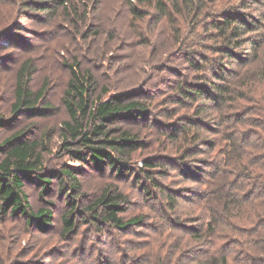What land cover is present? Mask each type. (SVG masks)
<instances>
[{
	"label": "rangeland",
	"instance_id": "obj_1",
	"mask_svg": "<svg viewBox=\"0 0 264 264\" xmlns=\"http://www.w3.org/2000/svg\"><path fill=\"white\" fill-rule=\"evenodd\" d=\"M25 1L0 0V115L11 116L15 72L25 59L32 67V91L44 86L38 107L42 103L50 110L33 117L19 112L10 126L0 128V144L23 131L28 141L41 140L46 170H82L77 191L68 179L63 178L62 191L57 179L51 180L44 198L53 204L47 232L0 213V262L198 264L216 253L226 256V264H264V235L250 234L263 219V197L252 195L264 189L241 185L248 168L258 176L263 171L264 136L257 138L255 124L264 119L245 99L227 101L217 111L220 100L213 91L222 84L236 92L239 76L264 60V0H177L173 8L162 0V16L155 0H72L67 6H74L77 16L64 15L61 7L35 12ZM232 7L257 22L250 32L261 43L256 53L246 44L223 55L224 42L213 23ZM70 65L91 76L93 98L134 92L133 99L146 108L142 117L109 126L130 132L141 144L121 158L126 165L121 172L107 167L98 172L67 157L61 123L68 117L61 98ZM197 87L204 91L201 98L189 95ZM184 125H190L185 135ZM230 134L237 145L227 143ZM230 185L238 186L244 200L228 207ZM38 190L23 187L33 211L46 207ZM104 190L121 198L117 204L123 211L117 216L123 222L140 217L139 222L119 229L104 220L103 207L90 213L87 206ZM72 205L75 228L61 237V216Z\"/></svg>",
	"mask_w": 264,
	"mask_h": 264
},
{
	"label": "trees",
	"instance_id": "obj_2",
	"mask_svg": "<svg viewBox=\"0 0 264 264\" xmlns=\"http://www.w3.org/2000/svg\"><path fill=\"white\" fill-rule=\"evenodd\" d=\"M142 1L149 2L150 0ZM170 1L171 7H176L177 0ZM161 2L162 0H155L158 13L162 16L166 15V10ZM72 3V0H29L24 2L25 8L32 9L35 12L54 13L61 7L64 15L68 16V14L73 12L77 16L74 6L73 9H69ZM67 4H70V7ZM247 5H250V3L247 2L246 5L242 6V9H246ZM131 12L133 16H140V13L133 8H131ZM221 15V21L213 24L215 29H217L215 33L224 42L220 46L224 50L223 55L229 56V53H231L228 51L229 47L238 49L246 44L252 46L253 53H256L261 43L250 38V32L257 27V22L254 18L249 17L244 11L236 7L225 10ZM74 66H69L70 75L61 98L68 117L67 120L61 123L62 136L64 138L63 146H65L64 150L67 152V157L71 161L90 166L98 172H101L105 167L121 172L126 167L121 158L140 147L141 144H139L136 136L130 132L126 130L112 131L109 126L117 121L135 119L138 116L142 117L146 108L143 103L133 99L136 96L134 92L112 95L107 100H101L100 97L93 98L94 85L91 76H89L88 72L80 71L79 68L77 69ZM250 69L249 67L247 72L239 76L240 81L241 79L246 80L243 83L239 81L240 85L236 92L222 84H217L213 87L214 94L220 100L217 111L218 109L222 111L221 108L226 106L227 101L245 99L254 105V108H252L253 113L264 119V60L258 61L251 72ZM31 76L32 67H30L29 59H25L15 72L13 102L10 105L11 116L5 118L0 115V128L10 126L21 111L26 112L27 116L33 117L45 116L46 111L50 110V107L46 104L41 103L40 107H38L42 99L44 86L32 91L30 88ZM203 94L204 91L200 87L195 88L194 92H189V95L200 98ZM225 96L231 98H224ZM216 117L221 121L220 113H217ZM219 123L222 125V122ZM255 125L260 129L259 133L256 134L258 135L257 138H263L264 122H257ZM188 126L190 125H184L180 130L183 131L184 135L189 132ZM234 139L232 134H230L227 137V143L234 146L237 145V141L234 142ZM42 147L41 140L28 141L24 137L23 131H17L1 142L0 213L4 216L21 218L25 226L33 227L38 232L45 233L50 229L53 219V204L44 200L49 193L51 180L57 179L62 191L65 187V183L62 180L63 178L64 180L68 179L71 189L77 191L79 182L76 177L82 169L65 166L55 170H46L43 166ZM145 164L146 166L151 165L146 162ZM261 167V170L264 171V167ZM254 170V168H248L246 170L247 173L243 177L244 182L240 184L243 186L248 184L247 188L253 191L259 187L264 189V172L260 170L261 176H258L254 174ZM252 181L255 182V185H252ZM26 184L38 187L39 198L45 203L46 207L38 208L36 211L32 210L28 195L23 191V187ZM238 190V186H232L231 189H228L225 206H236L243 202L244 197L237 193L239 192ZM256 193L263 197L260 200L263 207V219L257 225V228L255 227V229L251 230L250 234L264 235V194L262 191L254 192V194L252 192L250 194H253L252 198L256 196ZM120 200L119 196L107 195V190H104L97 199L87 206V210L90 213H96L95 208L98 206L103 207L105 209L104 220L111 222L114 227L119 229L139 222L140 217L131 218L128 222H123L117 216L118 212L123 211L117 204ZM74 211L75 206L72 205L68 212L62 214L61 237L73 232L75 224L72 214ZM93 218L95 219V216ZM98 223H101L100 220H95V224L97 225ZM210 223H214V221H210ZM205 257L206 260L198 264L227 263L224 255L216 253L212 255L209 253ZM0 264L3 263L0 262Z\"/></svg>",
	"mask_w": 264,
	"mask_h": 264
}]
</instances>
